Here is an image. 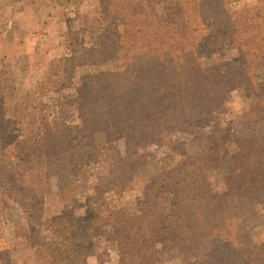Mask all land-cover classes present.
I'll list each match as a JSON object with an SVG mask.
<instances>
[{"label":"rangeland","instance_id":"rangeland-1","mask_svg":"<svg viewBox=\"0 0 264 264\" xmlns=\"http://www.w3.org/2000/svg\"><path fill=\"white\" fill-rule=\"evenodd\" d=\"M226 2L231 9H241L253 5L255 0ZM100 3L101 0H34L33 4L20 2L3 10L0 70L4 72V81L0 117L6 122L5 126L1 124V129L5 131L6 128L12 136L20 131L27 141V150L22 151L20 147L13 151L20 156L1 159L5 170L0 173V199L2 191L8 192V199L5 205L0 204V253L6 252L9 264H48L35 251L37 247L21 235L25 229L46 234L37 216L42 221L75 224L89 216L92 210L102 208V202L121 209L126 216L131 215L137 211L146 193L163 192L165 188L159 189L163 183L192 171V166H199L197 161L205 154H210L211 158L217 154V164L204 172L212 187L215 204L224 203L228 205L227 210L246 208L236 202L237 195L235 199L230 191L227 192L226 181L232 172L231 155L239 150L235 142L243 146L242 138L256 132L257 139L264 142V64L253 68V85L234 81L229 88L234 87L223 93L222 103L215 104L209 92L196 98L206 122L204 126L190 125L187 119L170 120L162 135L154 129L143 137L136 132L135 144L131 143L134 139L126 136L110 138L105 132H93L91 137L93 129L104 130V127H94L92 118L81 110L79 89L119 88L117 86L124 77L127 80L135 77L132 72L120 76V72L126 70V64L116 59L111 42H101L100 32L92 29L79 32L83 22L90 25L99 17ZM168 12H173V8L160 4L153 6L156 21H162ZM77 15L83 18L78 20ZM82 38L85 48L82 63L72 70L69 67L63 75H54L52 61L77 56L80 47L76 43ZM226 42L209 46L199 38L197 46L202 67L217 65L230 71L242 68V57ZM148 64L153 73L152 80L156 82L163 73V64L155 60ZM235 100L243 105L241 115L228 107ZM64 126L70 129L67 134L76 148L62 157L72 165L65 167L62 164L58 168L53 165L45 173L36 163L37 159L42 162L39 150L57 139ZM14 128L18 131H12ZM9 144L10 141L4 139L2 148ZM3 153L9 154L8 151ZM261 154L259 160L264 166V150ZM27 160L29 165L25 164ZM207 165L213 166L210 161ZM4 174L14 178L7 181ZM122 175L132 178L125 189ZM255 191L256 194L249 198L255 214L240 220L235 231L253 247L252 258L264 263V183L257 185ZM237 192L233 190V194ZM101 193L104 199L100 198ZM34 202H37L40 214L33 208ZM157 205L165 212L170 211L175 205V195L166 193ZM81 208H85V214L77 217L75 213ZM100 231L99 237L86 246V251L89 250L86 264L92 257L99 264H119V251L111 238V226ZM157 235L156 264H199L173 225L166 224Z\"/></svg>","mask_w":264,"mask_h":264},{"label":"trees","instance_id":"trees-1","mask_svg":"<svg viewBox=\"0 0 264 264\" xmlns=\"http://www.w3.org/2000/svg\"><path fill=\"white\" fill-rule=\"evenodd\" d=\"M20 2L33 4L34 0H0V22L3 10ZM100 4L99 17L90 25L83 22L79 32L89 29L100 32L101 42H111L116 59L126 64V70L120 72V76L132 72L135 77L132 80L124 77L117 86L119 88L79 89L81 110L92 118L94 127H104V130L93 129L91 137L93 132H105L110 138L126 136L134 139L136 132L143 137L153 129L162 135L167 123L174 119H187L190 125L204 126L206 122L196 98L209 92L213 102L220 104L223 93L234 87L229 88L234 81L253 85V68L264 64V0H255L253 5L241 9H231L226 0H101ZM154 4L173 8V12H168L162 21H156ZM76 17L78 20L83 18ZM199 38L209 46L226 40V45L235 48L242 57V68L230 71L217 65L202 67L197 46ZM76 44L80 47L77 56L52 61L54 75H63L69 67L72 70L82 63L83 38ZM150 60L163 64V73L156 82L152 80ZM56 67L61 69L57 71ZM3 81L4 72L0 70V107ZM5 122L4 117H0V173L5 170L1 165L3 157L20 156L13 152L20 147L22 151L27 150V141L20 131L14 128L12 131H18V134L12 136L6 128L5 131L1 129ZM69 131L64 126L57 139L39 150L42 162L37 159L36 163L45 173L53 165L57 168L62 164L65 167L72 165L62 157L76 148L70 142ZM257 137V132L247 134L242 138L243 146L235 142L239 150L231 155L232 172L226 181L227 192L230 191L235 199L237 195L236 202L246 207L245 210H227L228 205L215 204L212 187L204 172L217 164V154L213 158L205 154L197 161L199 166H192V171L163 183L159 188H165L163 192L146 193L137 211L131 215L126 216L121 209L102 202V208L92 210L89 216L75 224L42 221L37 216L46 234L25 229L21 235L37 247L35 251L48 264H86L89 253L86 246L99 237L102 228L111 226V238L119 251V264H156L157 233L166 224H171L199 264H264L252 258L253 247L235 231L240 220L255 214L249 198L256 194V186L264 183V166L259 160L264 150L260 143L264 145V142ZM4 139L11 144L2 148ZM136 142L134 139L131 143ZM208 161L213 166H208ZM25 164L29 165L30 161ZM4 175L7 181L14 178ZM121 178L125 179L122 184L125 189L132 178L125 175ZM233 190L238 192L233 194ZM166 193L175 195L174 208L167 212L157 205ZM100 198L104 199L102 193ZM7 199L8 192L2 191L0 204L5 205ZM36 205L34 202V209ZM36 213L40 214V209L36 208ZM0 264H9L6 252L0 253Z\"/></svg>","mask_w":264,"mask_h":264},{"label":"clouds","instance_id":"clouds-1","mask_svg":"<svg viewBox=\"0 0 264 264\" xmlns=\"http://www.w3.org/2000/svg\"><path fill=\"white\" fill-rule=\"evenodd\" d=\"M228 107L236 114V115H241L242 114V109L243 105L239 100H235L232 103L228 105ZM81 203L84 201L81 200ZM85 214V208H81L79 212L75 213L77 217H82ZM89 264H99L98 260L95 257H92L89 261Z\"/></svg>","mask_w":264,"mask_h":264}]
</instances>
